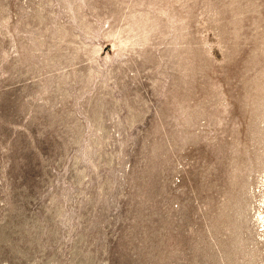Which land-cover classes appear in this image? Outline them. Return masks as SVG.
<instances>
[{
  "label": "rangeland",
  "instance_id": "obj_1",
  "mask_svg": "<svg viewBox=\"0 0 264 264\" xmlns=\"http://www.w3.org/2000/svg\"><path fill=\"white\" fill-rule=\"evenodd\" d=\"M0 264H264V0H0Z\"/></svg>",
  "mask_w": 264,
  "mask_h": 264
}]
</instances>
